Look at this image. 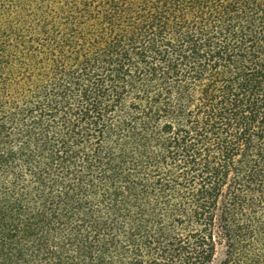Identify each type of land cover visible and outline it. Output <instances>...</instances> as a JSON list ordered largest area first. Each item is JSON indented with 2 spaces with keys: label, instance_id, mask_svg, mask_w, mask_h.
Returning a JSON list of instances; mask_svg holds the SVG:
<instances>
[{
  "label": "trees",
  "instance_id": "obj_1",
  "mask_svg": "<svg viewBox=\"0 0 264 264\" xmlns=\"http://www.w3.org/2000/svg\"><path fill=\"white\" fill-rule=\"evenodd\" d=\"M0 264H264V0H0Z\"/></svg>",
  "mask_w": 264,
  "mask_h": 264
}]
</instances>
